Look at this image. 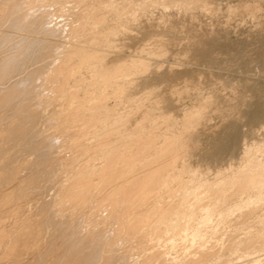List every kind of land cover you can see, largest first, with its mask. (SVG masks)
Masks as SVG:
<instances>
[{"label":"rangeland","instance_id":"rangeland-1","mask_svg":"<svg viewBox=\"0 0 264 264\" xmlns=\"http://www.w3.org/2000/svg\"><path fill=\"white\" fill-rule=\"evenodd\" d=\"M93 1L99 3L100 1L104 0ZM116 1L119 2L123 0ZM129 1L132 2V6L130 5V7L127 6L125 8H122L129 9V12L121 14L119 13L118 15H115V17L113 15L108 16L107 19H105V21L100 24L98 30L100 31V37L103 42L106 37L111 38L112 44L114 46L113 49L115 50V53L111 54L114 58L112 56H109V61H117L121 57L122 60H127L126 63L129 64L132 58H134L135 60L141 58L142 60H144V62H146L147 70L140 74L138 72L135 73L136 70L134 69L132 74H130L128 77L134 80L135 83L129 82L124 85L119 84L118 86L120 89L118 91L114 90L113 87H106L104 91L108 94V98L104 101L105 106L109 109L113 108L118 113H121L125 124H127L126 127L129 129H132L136 121L141 119L140 116L143 111L149 110L150 112H153L152 114L155 119L160 120V132H174V134L181 132L182 124L180 125V123L182 122L185 109L189 108L188 111L191 112L192 115H194L193 113H195L196 110H200V115L193 117V119L191 120V130L185 134L184 138V140H187L186 148L188 149V152L192 153V156H187L184 154L177 156L175 161L172 163L173 165L167 166V174H172L175 177L173 178V176H169L168 181L170 182L165 188V186H163L161 182L163 180V177L159 176V181L153 184V196L147 199L148 204H158L162 207L161 211L165 212L163 214V217H165L168 224L171 223V221L176 217L174 213L176 211H181L183 208L182 205L175 203V200L171 196L180 193L183 186L187 191H190V188L194 183V178H197V180L199 178L205 180L208 185L211 184L213 186H217L218 182L222 181V179H230L234 176H238L240 166L242 165L241 157L243 156V150L245 149V147L250 149V157L264 158V0H185L186 2L179 1L175 3L170 0H153L151 2H149L150 0ZM29 2V0H0V93L2 94H0V100H2V104L0 103V124L2 123L0 125V133H2L0 134V136L2 135L0 139V146H2L3 148L4 144V149L5 147L6 149L2 152H7L9 157L11 156L10 154H12L11 157L13 159H17L13 160L11 157L9 158L13 160H10V162H12V164L10 163L12 167L17 165L16 163H18V160L23 161V164L25 161L26 165L24 164V170H27L26 173H32V171L38 170L37 174H35L38 176L40 172L41 175H43L44 172L46 173V168L49 169L46 162L48 161V159L50 160L53 155H55L53 153H56V155L58 156L60 155L59 157H61V159L55 155L58 160L60 159L59 161L55 159L56 171H54V173L52 171L50 173H44L45 175H50L52 177L50 179H54L57 175L58 177H60L65 174V172L63 173V170L69 168L72 165L74 159L77 160V158L75 157L78 151H75L76 149L72 148V146L69 145L70 143L66 142V140L62 138L61 134L59 135L58 131L55 130V123L57 127L56 129L59 128L57 125L58 120H56L58 118V115L56 116L55 114H59V111L62 108L60 106L63 105L64 102L62 101L63 98L61 97V94H57L56 90H54L55 88L53 89V93L58 96L57 98L56 96L55 98L52 97V89H46L49 86L45 87L47 81L45 83L44 78H46V80L52 78V76L48 77L47 72L50 70L52 65L60 58V55L62 53V48L60 49V46L62 47L67 43H77L79 41H77L78 36L81 34V32L75 31L72 27H70V25L66 27L67 21L63 22V20H66L68 18L67 7L69 5H67V2L66 5H60V3H58V0H35V2L33 3ZM59 7L60 9L65 8V10H60ZM58 10L60 11L58 12ZM62 11H64L65 13H63ZM101 11L104 12V7ZM53 12H57L55 14L63 13L60 14L61 17L64 16L62 17L63 20L61 17H59V15H55ZM65 33L70 35L68 36L70 37L68 40ZM72 34H74L75 36ZM75 37H77V39ZM71 39L73 41H71ZM213 43H215V45ZM205 47L207 48L203 49L206 51V56H204L205 60L201 57L199 59L193 55L195 51ZM143 49H145V51L141 52ZM149 49L152 50L153 53H149ZM116 55L118 56L115 57ZM211 59L214 63L212 61H208ZM78 73L89 76L90 71L88 68H85V66H83L80 67ZM50 80L51 82H53L55 79L52 78ZM121 80H123V78ZM245 80L250 83L253 82L256 85L254 86L253 90H246L247 88L244 87V82H246ZM73 82L74 78L71 76L65 82V89H72L73 85L71 84H74ZM44 83L45 85H43ZM48 83L50 84V82ZM67 85L68 87L70 85V87L67 88ZM1 91H3V93ZM18 91H20V93ZM198 91L200 92L201 98L196 95ZM82 92L83 91L80 90L79 94L82 95ZM201 92L204 94H201ZM123 94L132 96L131 99H136L137 102L133 103V106H129L130 104L127 99L124 100V102H118V97ZM241 94L242 96L244 94L246 95V98L248 99L247 101L253 100V103L256 102L255 104L258 106L260 113H262L260 114L261 118H258L259 120L250 121L252 122L250 123L244 114L240 115V113H243L241 111L243 110V104L240 101V98H242ZM10 95L12 96L9 97ZM204 95L207 97L209 96V100H207L206 104L201 105L199 104V101L200 99H202V97H205ZM247 95L249 97L254 96V99L253 97H251L252 99L250 98L249 100ZM5 96L8 99H6V102L4 101ZM49 96L52 99H50ZM59 96L61 99H59ZM53 99L57 100L54 101ZM10 101H12V104ZM141 103V109L137 110L138 105ZM52 105L54 108L52 107ZM203 107L205 108L203 109ZM9 108L12 110H10ZM162 112H164L165 114L164 117L170 118L169 120H171L169 121L168 125L173 122L172 126H168L165 123L166 120L158 118L159 113ZM49 114L50 116L48 117ZM228 114L239 115L229 116ZM16 115L17 117L19 115L21 117L25 115L23 116L25 122L24 120H22L23 117L22 119H16ZM20 116L19 118H21ZM127 116L128 118L126 119ZM9 118L11 119L10 123L9 121H7V119L9 120ZM51 118H53V120H51ZM172 119L175 121H173ZM203 119H206L204 120L205 123ZM20 120L23 121L24 124L21 123ZM232 121L238 122L236 131L234 132V136L237 137H234L233 141L234 145L236 143L237 147L234 146L235 148L233 147L232 150H227L222 155L215 157L214 160L202 158V155L204 154L201 153L202 150L209 149L212 146V138L215 135H219L218 137H220L221 134L225 132V130L223 131V128ZM8 123L11 126L13 125L12 127L14 130L16 129L15 131L13 129L11 130L13 134H15L14 136L11 131L8 133V131L11 129V126L8 125ZM51 123H53L54 125H50ZM197 125L198 128L195 129L194 127H196ZM29 126L32 130H36L35 133L34 131L31 132ZM51 126H53V130L51 129ZM22 128L25 130H23ZM37 129L40 130V133L37 132ZM45 130L47 133L44 132ZM48 130L51 131L50 134ZM54 131H56V136L53 134ZM41 132H44L45 136ZM33 133L38 134L39 136H36ZM28 134L30 137L28 136ZM46 134H53L54 136L52 135L51 137L53 138H51ZM40 135H42V137ZM27 136L30 139H28ZM58 136H60L61 138ZM192 136L197 139L196 143L191 142L190 137ZM34 137L36 138V140L40 137L42 141L38 139V143V141L36 142ZM49 137L50 139L48 140ZM6 138L9 140V142L8 140L5 141L7 144L4 142V139ZM43 138H46L45 142H43ZM32 139H34L33 142L35 143L31 141ZM64 141L68 144H66ZM27 144L30 145L29 147L32 146L33 148L29 150V148H26L28 146ZM24 145L26 147H24ZM50 147L53 148L51 151H55L49 152L53 155H50L49 153V155L47 154L48 149H51ZM93 147H95V144ZM2 148L0 147L1 150ZM23 148H25V151H27V149L30 151H27L29 155L25 154L26 152H24ZM1 150L0 155L3 154ZM34 151L36 152V154L34 153ZM89 153L91 154V157L94 156V148H92ZM69 154L71 155L69 156ZM40 155L42 156V158ZM25 157L26 160L24 159ZM64 158L67 160V163ZM70 158L72 160H70ZM31 160L32 163L30 162ZM168 160H170L171 162L170 158H168ZM56 161H58V163ZM98 161V159L95 160V162L99 164ZM33 163L38 167H34L36 165H34ZM183 163L186 164V170L184 173L178 174L177 172ZM10 164L9 166H11ZM18 164L21 165V163ZM31 165H33L34 169ZM12 167H9V169H7L6 171H10V168ZM28 167L29 169L32 167V170H29ZM59 168L62 169V174L60 173L61 170ZM23 172V176L30 174H26L25 171ZM51 173H53V175H51ZM179 176L181 178H179ZM48 177H45V179H40V182L37 181L40 184H38L37 182H34V184L31 182L32 184H30L28 180H26L27 183L26 181L20 182L18 186L20 185L21 187V183H24V187L22 189H29L30 191H27L28 194L25 192L26 190L23 191L20 187L17 186L18 178H9L8 183L10 188H12L11 185L13 186L14 181H16V185H14L13 189L11 190L15 192L14 188H17L16 190L18 191V193L22 190L24 193L22 191L20 193H23L24 196L23 194H21L23 196L22 197L20 195L21 199L25 197L26 199L24 198V200H27V195H29L28 197H30L31 194L32 197L36 194L38 189H41V191L45 192L43 194L44 196H46L47 193L54 191V189L52 190V188H50L49 186L47 187V191L45 190L46 188H44V185L46 186L45 181L48 180ZM11 182L13 184H11ZM47 182L49 183L51 182V180ZM8 183L5 182L3 185L7 186ZM25 184H29L30 187ZM32 185L33 187H35L33 188ZM35 188H37L36 191ZM17 191L16 197L20 198ZM32 191L34 192L33 195ZM39 191L37 192V196L35 195V199L33 198L34 196L32 197L34 203L31 202V197L29 198L30 201L27 200V202L29 201L31 203H27L25 201V204L23 205L25 209L28 206H31V210L32 208H35V211L39 209V206L37 205V199H41L42 197V193H40ZM38 193H40L41 197ZM157 194L159 195L158 198L160 199L156 197ZM237 195L238 196L234 199L227 200V203H230L226 211L227 213H222L221 208L223 202L218 199L215 200V204L213 205L215 214L209 223L210 225L213 224L214 226L205 225V223L200 222L203 221V218L202 216H200V214L197 213L190 219L189 227H187V229L189 228L188 230L186 229L181 232H173L172 230L161 229V231H159L158 233L160 235L159 239L156 241V239L152 238L149 234L151 233V230L155 225H160L155 224V221H152L151 226L143 227L141 229L142 233L140 232L136 235H131V237L130 235H126V238L124 233H113L111 223H104V235H107L104 238L106 239V241H109L107 243H110V241L112 243L114 241H117L115 243L118 244V246L116 247L115 244V249H119L114 250V252H118L120 251V249L128 250L127 247L132 248L131 250L129 248V252L133 250V252H131L132 254L129 253L126 256V259L128 261L130 260L129 264H137L139 261L141 262H139L138 264H148L152 259L149 255H151V253L153 252L151 250L154 249H160L159 251L161 254L158 264H170V261L178 256H199L201 248L204 251H208L212 248L217 251V254L207 257L206 264H215L218 261L220 264H239L245 258L241 257V250H239L241 238L245 233L242 228L247 227L248 229L249 224L253 222L254 227L250 230H246L249 233H255L259 229V226L264 224V185L262 190H249L243 194L238 193ZM16 197L15 199H17ZM159 200L162 202H159ZM227 215L229 216L227 217ZM227 220L231 221V226L228 225ZM232 220H234L235 223ZM81 221L82 220L80 219V221L76 223L77 225L74 224L70 229L77 230V227L79 225L83 227V223ZM51 227L50 229L53 232L48 227L43 229L44 231L42 230V233H40V238L38 237L40 239L39 243L41 244V247L38 251L40 255H38L37 253L35 254L36 257L39 258H35V260L37 259V262L35 261L34 264H60V261L65 262V264H84L85 262V264H88L86 260L88 259L87 254L90 252V250H87L85 254L84 250L82 249L83 246L78 247L77 249L76 246H71V244H69L72 249L69 248L70 246L68 245L67 241L71 239L70 236L65 233L64 238L60 229H55L52 227L55 230L54 231ZM95 227L96 228L94 230L97 231L98 234V231L100 229L97 228V226ZM45 233L46 236L51 237L48 238L44 236ZM191 233L195 234V236L192 237V235H190ZM142 234L143 236H140ZM229 237L232 239H230ZM113 238L114 240H112ZM50 239H54V242L51 241L50 243ZM134 240L137 242H135ZM106 241H104V243ZM134 242L136 243V245L133 246V244H135ZM177 243H180V245ZM226 243H229L230 245H227ZM120 244L122 246L125 245L126 247H120ZM139 244L142 248H138ZM80 245L81 244H78L77 246ZM164 245L166 246V248ZM135 246L136 248H134ZM124 247L125 249H123ZM69 249H71L72 251ZM61 252L64 253L61 254ZM236 253L238 254L236 255ZM106 254L107 256H110L112 253L104 251V255ZM60 255L64 257L62 258ZM233 255L235 256L233 257ZM107 256L104 257V261L105 258H108ZM58 257H60L59 262ZM66 257L67 259H65ZM80 257H82V261H84L83 259H85V261L81 262ZM137 258H139V260ZM38 259L40 261H38ZM143 259H145V262L142 261ZM161 259L162 263H160ZM237 259L239 260L237 261ZM259 259L261 260L260 264H264V251L259 256ZM146 260L149 261L147 262ZM77 261L79 262L77 263ZM149 264H157L156 259L153 258V260Z\"/></svg>","mask_w":264,"mask_h":264},{"label":"bare ground","instance_id":"bare-ground-1","mask_svg":"<svg viewBox=\"0 0 264 264\" xmlns=\"http://www.w3.org/2000/svg\"><path fill=\"white\" fill-rule=\"evenodd\" d=\"M29 1H30L29 3L35 2V0H29ZM151 1H153V0H150L149 2H151ZM170 1L175 3V2H179V1L183 2L185 0H170ZM58 3H60V5H62V4L63 5L64 4L69 5L67 7V13L68 14L66 13L68 15V18L66 20H63L62 17H64V16H62V17L60 16V14L65 13L64 11H62L63 13H60V14H55L57 12H55V13L53 12V13L55 15H59V17L62 18L63 22H65V21L68 22V24L66 22V27H68V25H70V27H72L75 31L81 32V34L78 36V39H77V37H75L77 39V41L79 40L78 42L76 41L77 43H67V44L63 45L62 47L60 46V49L62 48V51H61L62 53L60 55V58L52 65L50 70L47 72L48 77L52 76V78L55 80L53 82H51L50 79H52V78H49L48 79L49 81L46 80V78H44L45 83L47 81V84L45 85V83H44L43 85H45V87L49 86L50 88L48 87L46 89L47 90L52 89V91H51L52 93H53V89L55 88L54 90H56V93L57 94L59 93V95L61 94V97L63 98L62 101L64 102V104L60 106V107H62L60 111L58 109L59 114H55L56 116L58 115V118L56 120H58L57 125L59 128L56 129L57 128L56 123H55L54 127H55V130L58 131V134L59 135L61 134L62 138H64V140H66V142L70 143L69 145H71L72 148L76 149L75 151H78L79 153L78 152H77V154L75 153L76 154L75 158H77V160H75L73 158L74 160L72 162V165L69 168H67L66 170L65 169L63 170V173L65 172L64 175H62L60 177H58V175H57L54 179H50L52 177L50 175H45V174L50 173L51 171L54 173V171H56L55 159L58 160L56 157L58 155H56V153H53L56 156L49 153L53 148L50 147L51 149L50 150L48 149V151H47V154L49 153L50 155H53L52 156L53 159L51 158L50 159L51 161L48 159V161L46 162L49 169L46 168V173L44 172L45 174L43 173V175H41L40 174L41 172L39 171L40 173L38 176V175H35V174H37L38 170L32 171V173L27 172L30 174L26 173L27 170H24V166L26 165L25 161H24V164H25L24 165L23 161L18 160V163H21V165L22 164L23 165L21 166L18 163H16L18 166L17 165L14 166L15 165L14 164L13 165L14 167H12V165H11L12 162H10V160L13 159L11 157L12 154H10L11 155L10 157L12 159H9L10 157L7 154V152H2L3 150L6 149V147L4 149V144L2 142L3 148H2V146H0L2 148V150L1 149L0 150L3 153L0 155V264H34L35 261L37 262V259L35 260V258H39V257H36L35 254L37 253L38 255H40L38 252L40 247H41L40 246L41 244L39 243L40 233H42V230L45 228L49 227V229H50L51 226L55 229L56 228L60 229L62 231L64 238H65V236H64L65 233L70 236L71 239H69L67 241L68 245L71 244V246H76L77 249H78V247L83 246L82 249L84 250L85 254H86L87 250H90V252L87 254L88 259L86 260L88 264H129L130 260L128 261L126 259V256L129 253L133 252V250L131 252H129L132 248L127 247L128 250H121L120 249V251H118V252L115 251L116 252L115 253L114 250L119 249V248L115 249L118 246V244L115 243L117 241H114L113 243L110 241V243H107L109 241L108 240L106 241V239L104 238L105 236H107V235H104V226H105L104 223L105 224L111 223L112 224L111 225L112 226L111 227L112 232L115 234L124 233L125 238H126V235H128V236L130 235V237H131V235H136V234L140 233L141 229L143 227L151 226L152 221H155V224H160V225H155L153 227V229L151 230V233H149V234L152 238L156 239V241H157L159 239V236H160L158 233H159V231H161V229H163V230L168 229V230H172L173 232H181L183 230H186L187 227H189L190 219L197 213L200 214V216H202V218H203V221H200V222L205 223V225H210L209 224L210 220H212V217L215 214L213 205L215 204L214 202L217 199L221 200L223 202V205L221 208L222 213H223V212L227 211L228 205H230V203H227V200L234 199L235 197L238 196L237 195L238 193L243 194L249 190H251V191L262 190L263 185H264V158L263 157H254V158L250 157V155H249L250 149L245 147V149L243 150L244 153L242 152L243 153V156L241 157L242 165L240 166L238 176H234L233 178H230V179H222V181L218 182L217 186H213L211 184L208 185L205 180H202L200 178L197 180V178H194L193 179L194 183H193L192 187L190 188L191 189L190 191H187L186 188L183 186L182 191L180 193H178V194L174 193L175 195H172L171 197H173V199L175 200V203L182 205L183 208L181 211H176L174 213L176 217L175 218L173 217L174 219L171 221V223L167 224L165 217H163V214L165 212L161 211L162 207L158 204H156V205L155 204L154 205L148 204L147 199L151 198L153 196V194H154L153 193V184L155 182L159 181V176L163 177V180L161 182H162L163 186H165V188H166V186L170 182V181H168L169 176L170 177L173 176L172 174H169V175L167 174V170H168L167 166L173 165L172 163L175 161L177 156L182 155V154L187 155V156H192V153L188 152V149L186 148L187 147V140H184V138H185V134L191 130V126H190L191 120L193 119V117L200 115V110H196L195 113H193L194 115H192L191 112L188 111L189 108L184 110L182 122L180 121L181 122L180 125L182 124V129H181V132H178L177 134H174V132H160V128H159L160 120L155 119L153 117V114H152L153 112H150L149 110L148 111L145 110L141 113V116H140L141 119L136 121V123L132 129L127 128L126 127L127 124H125V122L122 118V114L118 113L113 108L109 109L105 106L104 101L108 98V94L104 90L106 87H113L114 90L118 91L120 89L118 86L119 84L124 85V84L129 83V82L135 83V81L130 79V77H128V76L130 74H132L134 69L136 70L135 73L138 72V73L142 74L145 70H147V64L141 58H138V60H135L134 58H132L130 63L127 64L126 63L127 60H125V59L122 60L120 55H119L120 58L117 61H114V60L109 61L108 57L112 56L111 54L115 53V50L113 49L114 46L112 44L111 38L106 37L104 39V42H103V40L100 37V31L98 30V28H99L100 24H102L105 21V19H107L108 16L113 15L115 17V15H118L119 13L121 14V13L129 12V9H122V8H125L127 6L130 7V5L132 6V2H130L129 0H123V1H119V2H117L116 0H104V1H100L99 3L96 1L94 2L93 0H58ZM103 7H104V12L101 11V10H103ZM59 9H60V7H59ZM62 9L65 10V8H62ZM62 9H60V10H62ZM60 10H58V12ZM66 14H64V15H66ZM28 16H29V14H28ZM127 16H128V14H127ZM66 33H68V32H66ZM66 35H67L66 38L68 40L70 38L68 36H70V35L69 34H66ZM72 35H74V34H72ZM71 41H73V40L71 39ZM213 44L215 45V43H213ZM203 49H207V48L205 47L202 49H198L197 51H195L193 53V55L199 59L201 57L205 60L204 56H206V51ZM210 49H211V47H210ZM144 51H145V49H143L141 52H144ZM148 52L153 53V51L150 49L148 50ZM117 56L118 55H116L115 57H117ZM207 56H209V55H207ZM208 61L211 62L212 59L208 60ZM210 64H212V63H210ZM83 66H85V68L89 69V71H90L89 76L88 75H82V74L78 73L80 67H83ZM248 66H249V64H248ZM6 68H8V67H6ZM86 73H87V71H86ZM45 76H47V75H45ZM71 76L74 78V82H73L74 84H71V85H73V87H72V89L68 90V89H65L64 85H65V82L67 81V79H69ZM122 78H123V80H121ZM48 82H50V84ZM244 83H245L244 87H246L247 88L246 90H248V91H250V89L253 90L254 86H256L253 82L250 83V82L246 81ZM11 85H12V83H11ZM28 85H31V84H28ZM66 87L69 88L70 85H69V87H68V85ZM7 89H8V87H7ZM11 89H9V90H11ZM80 90L83 91L82 95L79 94ZM1 92L3 93V91H1ZM18 92L20 93V91H18ZM54 94L55 93H53L52 97L55 98L56 94L55 95ZM201 94H204V93L201 92ZM125 95L124 94L120 95L118 97L119 98L118 102H122V101L124 102V100L127 99V101L130 104L129 106H133V103L137 102L136 99L135 100L131 99L132 96H130V95L125 96ZM196 95L199 98H201L199 91L196 93ZM6 96H7V94H6ZM6 96H5V98L3 97L5 100L2 98L5 102L8 100L6 98ZM11 96L12 95H10L9 97H11ZM57 96H56V98H57ZM241 96H242V94H241ZM18 97H19V95H18ZM208 97L207 96H205L204 98L202 97V99H200V101H199V104H201V105L206 104L207 100H209ZM247 97L249 98V100L251 97H253V99H254V96L249 97L247 95ZM141 98H144V97H141ZM18 99H20V98H18ZM50 99H52V98L50 97ZM59 99H61L60 96H59ZM240 99H241L240 101L243 104V110H241L243 113H240V115L244 114L247 117V119L249 120V122L259 120L261 118L260 114H262V113H260L258 106L255 104L256 102L253 103L252 102L253 100L247 101L248 99L246 98L245 94ZM23 100H25V99H23ZM56 100H54V101H56ZM1 101L2 100H0V103H1ZM10 102L12 104V101H10ZM23 103H24V101H23ZM19 104H21V103H19ZM57 104H59V103H57ZM17 106H18V104H17ZM52 107H53V105H52ZM141 107H142V103L138 105L137 110L141 109ZM204 108L205 107H203V109ZM10 110H12V109H10ZM260 110H261V108H260ZM9 114H10V112H9ZM50 114L48 115V117L50 116ZM228 115L229 116H238L239 114L238 115L237 114H228ZM19 116L17 117V115H16L15 118L17 117L16 119H22V117L25 115H23L22 117L20 116L21 118H19ZM164 116H165V114H164V112H162V113H159L158 118L166 120L165 123L168 125L169 121H171V120H169L170 118H166ZM53 117H55V116H53ZM127 118H128V116L126 117V119ZM10 120H11L10 118H9V120L7 119V121H9V123H10ZM22 120H24V117ZM51 120H53V118H51ZM204 120H206V119H203V121ZM225 120H226V118H225ZM173 121H175V120H173ZM24 122H25V120H24ZM9 123H8V125H10ZM11 123H13V122H11ZM21 123H23V121H21ZM204 123H205V121H204ZM250 123H252V122H250ZM52 124L53 123H51L50 125H52ZM59 124H60V126H59ZM15 125H19V124H15ZM172 125H173V122L170 123V125H168V126H172ZM198 125L194 128L195 129L198 128ZM237 125H238L237 121H232V122L228 123L227 126L224 127L225 129L223 128V131L225 130V132H223L224 134L221 132L222 134L220 137H218L219 135L218 136L215 135L211 140L212 146L209 149L202 150L201 153H204L202 155V158L214 160L215 157L222 155L227 150L228 151L232 150V148L234 146H236V143L234 145L233 141H234V137H235L234 132L236 131ZM12 126H11V129L8 131V133L13 129ZM45 126H47V125H45ZM51 127H52L51 129L53 130V126H51ZM29 128H30L31 132L34 131L31 129L30 126H29ZM51 129H49V130H51ZM167 129H168V127H167ZM23 130H25V129H23ZM46 130H47V128H46ZM46 130L44 131L45 133H47ZM35 131H34V133H35ZM37 132L40 133V130L37 129ZM44 132H41V133H43V135H44L45 134ZM11 133L13 134L12 131H11ZM50 133H51V131H49V134ZM0 134H2V133H0ZM53 134L56 136V131H54ZM14 135L15 134H13V136ZM34 135L37 136L38 134H34ZM52 135H47V136L51 137ZM1 136H0V139H1ZM6 136H7V134H6ZM28 136H29V134H28ZM28 136H27V138H28ZM40 136L42 137V135H40ZM50 137L48 138V140L50 139ZM58 137H60V136H58ZM51 138H53V137H51ZM28 139H30V138H28ZM34 139L36 140L35 137H34ZM34 139H32L31 141L33 142ZM38 139H40V137ZM38 139L36 140V142L38 141ZM45 139L43 142L46 141ZM190 139H191V142H193V143H196V141H197V139L193 136L190 137ZM7 140H8L7 138L4 139V142ZM8 142H9V140H8ZM33 143H35V142H33ZM38 143H39V141H38ZM68 143H66V144H68ZM94 144H95V147H93ZM8 145H10V144H8ZM8 145H6V146H8ZM34 145H36V144H34ZM19 146H21V145H19ZM29 146L30 145H28L26 147L24 145V147L29 148V150L31 148H33L32 146L31 147H29ZM7 148H9V147H7ZM92 148H94V154H93L94 156L91 157V154L89 153V151H91ZM16 149H17V147H16ZM24 149L25 148H23V150ZM29 150L27 149V151H29ZM27 151L24 150V152H26L25 154H28ZM68 151H70V150H68ZM51 152H55V151H51ZM197 152H199V151H197ZM34 153L36 154L35 151H34ZM70 155L71 154H69V156ZM77 155H78V157H77ZM59 156H58V158L61 159V157H59ZM17 158H18V156H17ZM37 158H35V159H37ZM41 158H42V156H41ZM71 158H70V160H72ZM168 158L171 159V162H170V160H168ZM188 158H191V157H188ZM14 159L17 160L16 158H14ZM24 159L26 160V157ZM24 159H22V160H24ZM96 159L99 160L98 161L99 164L95 162ZM37 160H39V159H37ZM62 160H63V157H62ZM58 161H56V162L58 163ZM30 162L32 163V160ZM66 163H67V160H66ZM9 164L11 166H9ZM70 164H71V162H70ZM34 165H36V164H34ZM31 166L33 167V165H31ZM40 166H41V164H40ZM9 167H12V168H10V171L8 170V172H7L6 170L9 169ZM32 167L30 169L28 167V169L32 170ZM34 167H38V166L36 165ZM34 167H33V169H34ZM60 170H61L60 173L62 174V169H60ZM185 170H186V164L183 163L180 166L177 173L178 174L184 173ZM23 171H25V173L27 175L23 176L22 175ZM57 171H58V169H57ZM53 173H51V175H53ZM45 177H48L47 178L48 180L45 181L46 186L44 185V188H46L45 190L47 191L48 190L47 187L49 186L50 188H52V190L54 189V191L50 192V193L46 192L48 195L46 194V196H44L43 194L45 192L41 191V189H38V191L40 190L39 192L42 193V197L40 196V193H38L39 196L41 197V199H37L38 200L37 205L39 206V209H37V210H39V211H37V210L35 211L34 210L35 208H32V210H31V206H28L25 209V207H23V205L25 204V201L27 202V200H29V198L31 197V194H30V197H28L29 195H27L28 194L27 191H30V190L29 189L28 190L22 189L24 187V185H23L24 183H21V187H20V185L18 186V184H20V182H24L26 180H28V182H30V184H32V183L34 184V182H37V181L40 182L39 180L45 179ZM174 177L175 176H173V178ZM9 178H11V179L12 178H14V179L18 178L17 179L18 180L17 186L20 187L23 191L26 190L25 192L27 193L26 194L27 200H24L25 197L21 199V196H22L21 194L24 193L22 190L21 191L23 193H20L21 191H19V193H18V191L16 190L17 188H14L15 192L13 190H11V189H13L14 185H16V183H15L16 181H14V185L13 186L11 185L12 188H10L9 183H8ZM179 178H181V177L179 176ZM49 179L51 180V182L48 183L47 181H50ZM5 182L8 183L7 186L3 185ZM188 182H191V181H188ZM26 183H27V181H26ZM11 184H13V183L11 182ZM38 184H40V183H38ZM25 185H28V187H30L29 184H25ZM32 187H33V185H32ZM37 188H35V191L37 190ZM18 190H19V188H18ZM31 190H33V189H31ZM16 191L19 194V196L21 195L20 198L16 197ZM37 192L35 194L36 196H37ZM33 194H34V192L32 193V195ZM35 195H33L34 197L32 196L34 199L36 198ZM23 196H24V194H23ZM15 197L17 199H15ZM32 197H31V199H32ZM40 197H38V198H40ZM156 197L158 198L159 195L157 194ZM158 199H160V198H158ZM29 201L27 203H31V202L34 203L33 199L31 202H29ZM159 202H162V201L159 200ZM228 216L229 215H227V217ZM197 218H198V216H197ZM80 219L82 220L81 222L83 223L82 224L83 227H81V225H79L80 227L78 226L77 230H71L70 229L71 226H73L74 224L77 225L76 223H78V221H80ZM218 219H220V218H218ZM200 220H201V218H200ZM214 220H216V219H214ZM232 221L234 222V220H232ZM227 223L230 226L232 224L230 220L229 221L227 220ZM227 223H226V225H227ZM95 226H97V228L100 229L98 231L99 232L98 234H97V231L94 230L96 228ZM99 226H101V227H99ZM210 226H214V225L212 224ZM205 227H203V228H205ZM218 227H219V225H218ZM253 227H254V225L252 222L249 224L248 229H247V227L242 228V230H244L245 233H244L243 237L241 238V241L239 244V250H241V257L242 258L245 257V258L239 264H260V262H261V260L259 259V256L264 251V224L260 225L259 229L255 233L247 232V230H250ZM49 229H48V231H49ZM186 234H187V231H186ZM190 235H192V237L195 236V234H192V233ZM234 235H236V234H234ZM44 236H46V233ZM140 236H143V234ZM46 237H48V236H46ZM50 237L51 236H49L48 238H50ZM166 238H167V236H166ZM61 239H63V238H61ZM132 239H133V237H132ZM230 239H232V238H230ZM53 240L50 239L49 242L50 243H51V241L54 242ZM56 240H55V242H56ZM66 240H67V238H66ZM112 240H114V238ZM63 241H65V240H63ZM104 241H106V242L104 243ZM220 241H221V239H220ZM47 242H48V240H47ZM126 242H127V240H126ZM132 242H128V243H132ZM135 242H137V241H135ZM160 242H163V241H160ZM64 243H66V242H64ZM138 243H139V241H138ZM78 244H81V245L77 246ZM115 244H116V247H115ZM121 244H124V243H121ZM121 244H120V247L125 246V245L122 246ZM150 244H153V243H150ZM177 244L180 245V243H177ZM226 244L228 245L229 243H226ZM134 245H136V243L133 244V246ZM71 246L69 248H71ZM126 246H127V243H126ZM48 247H50V246H48ZM57 247H58V244H57ZM125 247L123 249H125ZM129 248H130V250H129ZM134 248H136V246ZM138 248H142L140 244H139ZM165 248H166V246H165ZM235 248H236V246H235ZM71 249H69V250H71ZM135 250H137V249H135ZM159 250H156V249L151 250L153 252L151 253V255H149L152 258V259L151 258H149V259H151V261L153 260V258L156 259L157 264L160 261V254L161 253ZM163 250H164V248H163ZM237 250H238V247H237ZM104 251H108L109 253H112V254L110 256H107L108 253L106 252L107 254L104 255ZM223 251H221V252H223ZM229 252H231V251H229ZM63 253L61 252V254H63ZM131 254H130V256H131ZM145 254H146V252H145ZM215 254H217V251L214 248H212L208 251L207 250L204 251L201 248L199 256L182 257V256H178V254H177L178 257L173 258L170 261V264H206L207 263V257L213 256ZM237 254L238 253H236V255ZM33 255H35V256H33ZM67 256H68V254H67ZM105 256H107L108 258H105V261H104ZM234 256L235 255H233V257ZM59 258L60 257H58V262L60 261ZM147 258H145V259H147ZM65 259H67V257ZM81 259H82V257H80V260ZM137 259L139 260V258H137ZM145 259H143L142 261H144ZM232 259H234V258H232ZM83 260L85 261V259H83ZM140 260H141V258H140ZM238 260L239 259H237V261ZM38 261H40V260L38 259ZM64 261H66V260H64ZM69 261H70V259H69ZM84 261L81 260V262H84ZM62 262L60 261V264H65V262H63V263ZM78 262L79 261H77V263ZM133 262H135V261H133ZM139 262H141V261H139ZM160 263H162V259H161ZM215 264H220V263L218 261Z\"/></svg>","mask_w":264,"mask_h":264}]
</instances>
